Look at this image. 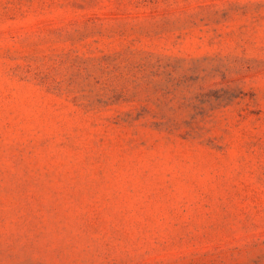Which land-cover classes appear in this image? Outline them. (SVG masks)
I'll use <instances>...</instances> for the list:
<instances>
[{"label": "rangeland", "instance_id": "obj_1", "mask_svg": "<svg viewBox=\"0 0 264 264\" xmlns=\"http://www.w3.org/2000/svg\"><path fill=\"white\" fill-rule=\"evenodd\" d=\"M0 264H264V0H0Z\"/></svg>", "mask_w": 264, "mask_h": 264}]
</instances>
